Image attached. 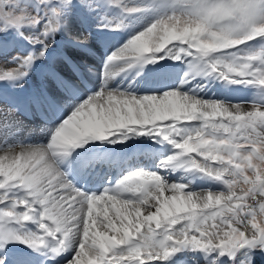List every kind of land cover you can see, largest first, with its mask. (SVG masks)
<instances>
[{
    "label": "snow or ice",
    "instance_id": "obj_1",
    "mask_svg": "<svg viewBox=\"0 0 264 264\" xmlns=\"http://www.w3.org/2000/svg\"><path fill=\"white\" fill-rule=\"evenodd\" d=\"M38 3L44 15L31 0H0V264H33L35 253L57 264H166L184 250L204 254V264H262L264 104L204 94L213 80L264 90V56L244 51L264 42V0H152L147 7L161 15L99 71L64 45L95 55L93 14L120 10V18L100 15L97 28L109 35L146 10L141 0ZM57 34L64 39L53 50ZM17 37L30 48L9 56ZM137 66L138 79L115 81ZM34 69L40 85L12 95ZM21 112L40 123L29 127ZM93 141L135 147L147 162L100 187L107 173L91 159Z\"/></svg>",
    "mask_w": 264,
    "mask_h": 264
},
{
    "label": "bare ground",
    "instance_id": "obj_2",
    "mask_svg": "<svg viewBox=\"0 0 264 264\" xmlns=\"http://www.w3.org/2000/svg\"><path fill=\"white\" fill-rule=\"evenodd\" d=\"M73 23L77 26L76 29L80 28V25L77 22L72 21L71 27L73 29H74ZM57 37H63V36L61 34H57ZM63 39H64V37L62 38V40ZM118 41H119V36H116L112 41H107L106 35H104L103 37L99 38V40L96 42V38L93 35V38L89 41V44L92 47L93 52L95 53V55H93V56H90L87 53H83L77 48H72L69 45H64V47H66V48H63V50H66V52L67 51L72 52L76 56L77 61L86 59L87 63L89 65H92L94 68L97 69V71H99V69L103 67V63H104L105 58L108 55H110L112 51H115V49L119 48L117 46ZM57 44H59V45H57ZM57 44L55 42L52 45V48L54 46L55 50H58L60 48V42H57ZM57 66L63 68V67H65V63H63L62 61H57ZM145 68H147V66H145ZM178 70H182L183 74H184L185 72L188 71V66L186 64H183V66L181 68H179ZM137 73H139L140 75H143L144 71L140 70L139 66H137L136 68H133V69H128L126 72H123L120 75H118L115 78V81L117 83L123 81L125 84H127L130 80H134V79L139 78L137 76ZM88 76L94 84H96L97 86L99 85L100 77L98 75H93V74L89 73ZM216 82H220V81H216ZM221 84H223V81H221ZM30 86H31V83H30L29 79H27V81L23 85L22 92H24L26 94V92L30 90V88H31ZM55 92L57 95H62V93H60L59 90L55 89ZM204 95H205V98H208L209 96H211L212 98H218V100L219 99L229 100V101L234 102V103L244 102L246 100L245 99L246 97H244L242 95H237V96L236 95H226L225 93H221L220 91L214 90V88H212V87ZM220 95H223V96H220ZM236 101H238V102H236ZM33 127H36V125ZM140 139L141 138H137V141H140ZM95 142H97V141H93L91 143H95ZM124 143L130 144L131 142L125 141ZM108 144H110V143H106L105 145L98 146V150H96V153L94 156L101 157L103 155H107V156L118 155L120 159L124 158V157H129L128 161L130 159H134L136 161L134 166L143 164V161H141L139 157H136L139 155L135 153V147H121L120 145H113V144H111V147H108ZM160 147H168V146L162 145ZM160 158H162V157H156V156L152 157V159H154V160H158ZM91 159H93V157ZM144 159L146 161V158H144ZM98 160H99V158H98ZM125 161H127V160H125ZM106 186H109V184ZM41 254H43V253H35V254H33V256L35 258L37 256H41ZM43 256H45V255H43ZM46 256H48V255H46ZM191 256L195 259L200 258L201 260L199 259V261H204V258H202L201 255H198L199 256L198 257L196 253H193ZM53 264H57V260Z\"/></svg>",
    "mask_w": 264,
    "mask_h": 264
},
{
    "label": "rangeland",
    "instance_id": "obj_3",
    "mask_svg": "<svg viewBox=\"0 0 264 264\" xmlns=\"http://www.w3.org/2000/svg\"><path fill=\"white\" fill-rule=\"evenodd\" d=\"M141 3H142V6H144L146 8V10L142 13H137V14H134L133 16H129V17L124 19L125 27L121 28V30H124V33L121 36V37H124V39L120 40L118 42V46H121L129 38H131L132 36L137 34L144 27H146L148 24H150L154 19L158 18L159 15H161V12L158 11L157 9L147 7L148 5H150L152 3V0H141ZM30 10L33 11L34 14H38V15H44L45 11H46L45 6L43 4H40V3L35 4L32 0H31V4H30ZM98 12H99V15L94 13L93 17L90 19V22H89L88 30L91 31L92 33H94V30L95 31L99 30L97 28V24L100 23V15L106 14L109 18H112V16H113V18H120L116 13H111V15H112L111 16L110 14H108L105 11V9L98 10ZM73 27H74V29L77 28V26L74 23H73ZM24 31H29V29H24ZM126 31H127V33H125ZM14 35H15V33H14ZM248 49L250 51L248 54H250V55L264 56V42H262V43L250 42ZM17 53L26 54L25 52H20L19 50H16L14 48V42H13L8 55L13 56V55H16ZM184 64L187 65V63H184ZM179 71H180V73H182V70H179ZM224 86L222 87L219 85V87L221 89L224 88L225 90H228V92L222 91L225 94H230L229 93V91H230L231 93L241 94L244 97H246L245 98L246 100L245 99H244L245 101L243 100L244 102L264 104V90H260V89L256 88L255 86H245V85H240V84H229L227 82H224ZM215 99L218 100V98H215ZM219 100H221V99H219ZM227 101H229V100H227ZM236 102H238V101H236ZM25 122L31 123V122H33V120H26ZM27 125H29V124H27ZM11 225H12V227H9L6 224L4 227L14 228V229H17L18 231H23L22 227L20 225H17L15 222L11 221ZM22 246H24V245L17 244L15 247L21 248ZM192 253L193 252L189 251V254H192ZM198 254L201 255L202 258L205 259L204 254L203 255H202V253H198ZM173 257L174 258L180 257L182 259H187V260H190L191 263L193 262L194 264H197V263L198 264H204V261L200 262L199 260H195L194 258H192L188 254L179 255L178 253H176ZM223 259L227 260V257H224ZM262 264H264V261H262Z\"/></svg>",
    "mask_w": 264,
    "mask_h": 264
}]
</instances>
